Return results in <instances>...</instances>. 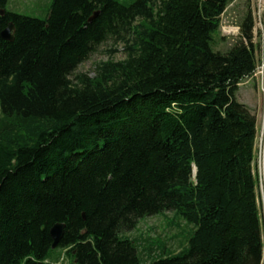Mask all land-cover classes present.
<instances>
[{"label":"trees","instance_id":"trees-1","mask_svg":"<svg viewBox=\"0 0 264 264\" xmlns=\"http://www.w3.org/2000/svg\"><path fill=\"white\" fill-rule=\"evenodd\" d=\"M232 1L50 0L36 17L0 0V264H63L58 249L71 264H264L258 128L236 97L258 63L251 12L213 46ZM110 38L125 56L76 73ZM165 211L189 226L177 251L126 234Z\"/></svg>","mask_w":264,"mask_h":264},{"label":"rangeland","instance_id":"rangeland-1","mask_svg":"<svg viewBox=\"0 0 264 264\" xmlns=\"http://www.w3.org/2000/svg\"><path fill=\"white\" fill-rule=\"evenodd\" d=\"M49 2L50 0H10L9 6L10 9L26 15L44 17ZM247 12H251L254 22L253 43L255 45V55L258 59L263 57L259 62L262 69H264V0H233L230 2L221 15L220 29L213 36V46L215 49L223 51L235 42L239 38L240 23ZM123 45L122 41L114 38L106 40L95 47L89 56L77 66L75 72L87 73L89 76H93L98 62L108 59L119 60L125 56L122 49ZM72 78L73 76H70V79ZM236 97L238 101L246 104L256 117L258 134L254 168L258 177L257 193L264 242V179L262 175L263 163L262 160L260 161L263 155L260 148L263 139L261 129L264 128V91L259 76L253 75L244 78L239 85ZM173 216V211L147 216L140 219L136 227L126 234L135 239L139 247L147 248L153 243L164 244L167 249L175 252L185 244V236L187 235L186 232L189 231V226L180 219L175 220ZM174 222L178 223L179 226L172 224ZM64 251V249H58L59 254L51 261L55 262L63 256V264H71L70 260L64 255Z\"/></svg>","mask_w":264,"mask_h":264},{"label":"water","instance_id":"water-1","mask_svg":"<svg viewBox=\"0 0 264 264\" xmlns=\"http://www.w3.org/2000/svg\"><path fill=\"white\" fill-rule=\"evenodd\" d=\"M1 14H3V10L0 11ZM97 15V12H95L89 20H92L95 16ZM13 24L8 23V25L1 31V37L5 40L12 41L13 40ZM64 227L65 225L63 223H55L51 228H50V236L52 238V248H55L57 244L60 242V240L63 237L64 234Z\"/></svg>","mask_w":264,"mask_h":264},{"label":"built area","instance_id":"built-area-1","mask_svg":"<svg viewBox=\"0 0 264 264\" xmlns=\"http://www.w3.org/2000/svg\"><path fill=\"white\" fill-rule=\"evenodd\" d=\"M264 56V55H263ZM262 58L263 57H261V59L259 58L258 59V64H257V66H256V68H255V71H254V73H253V75H257V76H259V80L261 81V83H262V90L264 91V69H262V67L260 66L261 64H260V62H259V60H262ZM260 68H261V70H260ZM252 75V76H253ZM261 136H263V139H262V141H261V150H262V154H263V152H264V128H262L261 129ZM262 160V163H263V165H262V170H263V179H264V162H263V155H262V159L260 158V161Z\"/></svg>","mask_w":264,"mask_h":264}]
</instances>
